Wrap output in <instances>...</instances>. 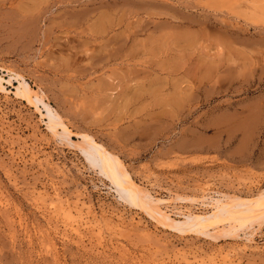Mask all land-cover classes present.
Wrapping results in <instances>:
<instances>
[{"label":"rangeland","instance_id":"obj_1","mask_svg":"<svg viewBox=\"0 0 264 264\" xmlns=\"http://www.w3.org/2000/svg\"><path fill=\"white\" fill-rule=\"evenodd\" d=\"M245 5L0 0V264H264V214L177 225L264 193V22Z\"/></svg>","mask_w":264,"mask_h":264},{"label":"bare ground","instance_id":"obj_2","mask_svg":"<svg viewBox=\"0 0 264 264\" xmlns=\"http://www.w3.org/2000/svg\"><path fill=\"white\" fill-rule=\"evenodd\" d=\"M214 1L215 2L228 1L232 3H238V4L243 1L246 5H245V8L242 10L241 14L246 19H249L251 21L264 22V0H214ZM3 80H4L3 76H0V90L5 91L6 88L4 86ZM20 83L24 87V92L26 93L32 92L31 87L27 81L23 80ZM39 101H42V100L39 99ZM47 109L51 117L50 123L52 122L50 127L52 126L56 127L59 125L60 126L63 125L59 121L61 119L59 114L57 112L55 113L49 108ZM50 123L48 124L50 125ZM64 129L66 130L67 127L64 126ZM65 132L68 133L69 131H65ZM84 136H85L84 139L89 141L88 144L90 146L88 145L89 150L88 149L82 150L85 152L83 153L87 155L86 157L90 160V162L92 161V163L94 164L101 163L102 169L104 167V166L102 167V165L106 164L107 167H105L103 170L106 169L105 171L109 172L110 175L108 173H105V174H108L109 176H111V179L113 180L111 181L117 186L118 189H120V191L121 190L124 191L123 192L124 194H126L125 192H127V196H129L128 198L130 202H135V200H138L139 199L138 197H140V199H143L141 201H143L142 204L145 207L149 206L151 210L153 209L156 213L165 217V219L170 218L169 216L163 214L165 212L163 213L162 211L158 212L155 210L156 207L155 208L151 207L148 201L152 200L153 197L149 193L144 192L145 193L144 197L141 198V194H143L142 193L143 191L141 192L139 190L140 188H138L136 183H134V181H131L132 180L131 176L129 175L128 171L125 169L121 160L116 155L112 154L106 147L99 144L92 136H88V135H84ZM238 199H241V200H238ZM238 199H234L227 203V202H224L222 199L217 198L215 200V205H213L215 206L216 210L212 214L206 215V214L189 213L188 216L186 217L187 220L182 221L178 223L177 225L186 226L187 224H189L190 227L192 226L191 228L203 230V229H208V227L210 228V226L212 225H217L221 222L228 221V223H233V225L235 223L236 224L238 223L239 224L238 227H242V226H245L247 222L250 223L249 222L250 220L252 221V219L254 220L255 218H259V217L261 218L262 215L264 214V193L263 194L260 193L256 198L254 197L253 199L251 198L249 199L248 198L247 199L238 198ZM154 202H158V201H154ZM229 209H232L233 211V213L231 212L232 214L228 212ZM233 225L230 224V227L232 228ZM234 227L236 226L234 225Z\"/></svg>","mask_w":264,"mask_h":264}]
</instances>
